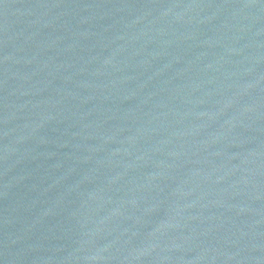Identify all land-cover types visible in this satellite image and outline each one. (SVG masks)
I'll use <instances>...</instances> for the list:
<instances>
[{
    "label": "water",
    "instance_id": "1",
    "mask_svg": "<svg viewBox=\"0 0 264 264\" xmlns=\"http://www.w3.org/2000/svg\"><path fill=\"white\" fill-rule=\"evenodd\" d=\"M0 264H264V0H0Z\"/></svg>",
    "mask_w": 264,
    "mask_h": 264
}]
</instances>
